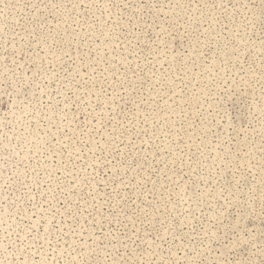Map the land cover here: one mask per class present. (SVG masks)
Instances as JSON below:
<instances>
[{
    "label": "rangeland",
    "instance_id": "rangeland-1",
    "mask_svg": "<svg viewBox=\"0 0 264 264\" xmlns=\"http://www.w3.org/2000/svg\"><path fill=\"white\" fill-rule=\"evenodd\" d=\"M0 264H264V0H0Z\"/></svg>",
    "mask_w": 264,
    "mask_h": 264
}]
</instances>
